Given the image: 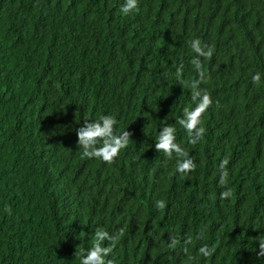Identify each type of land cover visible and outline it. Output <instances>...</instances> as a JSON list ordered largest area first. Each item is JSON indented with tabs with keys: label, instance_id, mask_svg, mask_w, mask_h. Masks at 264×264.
I'll list each match as a JSON object with an SVG mask.
<instances>
[{
	"label": "trees",
	"instance_id": "1",
	"mask_svg": "<svg viewBox=\"0 0 264 264\" xmlns=\"http://www.w3.org/2000/svg\"><path fill=\"white\" fill-rule=\"evenodd\" d=\"M126 2L0 0V264H81L100 229L105 264H264V0ZM103 116L111 162L78 139Z\"/></svg>",
	"mask_w": 264,
	"mask_h": 264
},
{
	"label": "clouds",
	"instance_id": "2",
	"mask_svg": "<svg viewBox=\"0 0 264 264\" xmlns=\"http://www.w3.org/2000/svg\"><path fill=\"white\" fill-rule=\"evenodd\" d=\"M136 7V0H127L123 6L122 11L128 13ZM194 50L197 53H201V49L194 45ZM203 54V53H201ZM207 56L212 55V50L206 53ZM199 67V64H197ZM254 82L260 81V74H256L253 77ZM197 96H200L199 104L192 111H186L184 119L180 121L183 128H185L189 134H192L195 130L196 136H202L204 129L197 126L201 123L200 117L202 113L211 105L212 101L207 94L201 96V93L197 92ZM117 124V120L113 116H103L99 121L93 124H87L78 131L79 144L84 149V155L89 158H100L104 161L111 162L114 157L118 155L121 149L125 148L129 143V134L127 131L120 135H116L114 132V126ZM176 141V129L174 127L164 128L160 132L158 137V143H156L157 150H162L167 156L171 157L175 152L178 156L182 157L186 155L183 153L182 148L175 142ZM195 143V140H192ZM99 145V146H98ZM193 168L190 160H183L178 164V171L184 172ZM227 175L226 173L224 174ZM230 192L222 193V196L227 197ZM106 239H112L109 233L103 229H100L95 237V244L82 258L81 264H105V257L111 251L109 248L101 246V242ZM200 252L204 256H210L212 250L207 247L200 249Z\"/></svg>",
	"mask_w": 264,
	"mask_h": 264
}]
</instances>
